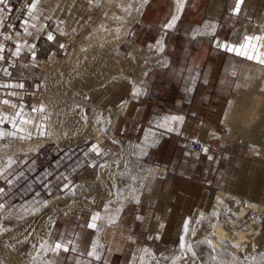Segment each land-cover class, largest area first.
Here are the masks:
<instances>
[{"label":"rangeland","instance_id":"obj_1","mask_svg":"<svg viewBox=\"0 0 264 264\" xmlns=\"http://www.w3.org/2000/svg\"><path fill=\"white\" fill-rule=\"evenodd\" d=\"M85 1H88L89 4L88 6L76 8V20L74 23L71 18L63 19L61 23L63 26L62 32L57 33V30L53 32L55 35L59 36L58 39H55V41L44 39V42L39 40L38 45L40 50L38 51L36 61L31 62L33 63L32 68L24 69L21 75H12V80H22L25 82L23 87L4 86L3 83L0 82V101H9L8 104L0 103V113L7 116L9 119V121H7V124H9L7 128L10 129V131H16V129L13 128V122L20 127L18 121L23 120L31 121V124L36 128V132L34 131L31 137L27 136L21 139L18 135L5 136L4 139H0V144L4 146L5 143L9 141L12 142V140H39L46 136L48 108L45 104V100H43V95L45 94H48L52 100H55L56 106L61 107V111H63L65 107L69 114L76 112L79 106L82 105L81 95L85 82H88L90 77L97 75L101 71V67L109 61L112 53V56L115 54L120 56L122 60H125L127 66H131L129 69L137 66V70L135 71H139L137 77H141V79L132 83L130 78L118 76V79L116 78L115 81H108L100 87L89 89L88 93L90 99L88 101L90 105H86V113L83 115V120L86 119L84 116H91L90 120H93L92 122L90 121L91 123L89 122L90 127H97L96 129H99L98 131L101 132L100 136L104 138V141H100L98 138H95L96 140L89 139L79 143V145L75 147H62V145L57 142L48 144L52 148L53 153L50 164L46 168L39 167L37 151L23 163L15 162V164L11 165L9 164L8 160L10 158L8 156H0V177H8L6 179L7 183L0 189V224H6L5 226L14 227L17 225L18 219L23 220L24 218H28L26 217L27 214L25 213V209L29 208V206L38 204L41 200L52 197L53 195L65 193L80 179L94 181L99 164L109 158L114 153V150L119 149L117 142L114 140L112 142L106 134L104 128H106L109 119L107 115L102 116V111L114 107L116 108L125 100H128L127 106H129L134 102L150 99L151 96L153 97L156 95L161 86L168 85L170 81L167 79V75L174 74V71H172L173 59L172 56L166 52L164 41H162L161 47L158 45L159 49L156 48L155 50V48H149L152 47L157 40L159 31L144 26L140 16L139 19L132 23L128 34V39L131 41L130 45H128V43H120L121 47L117 45L114 49H106L107 47L105 46L99 53L94 52L95 54L92 53L95 50L92 51L84 48V50H88V54H93V58L89 56L90 54H85V57L80 60L78 65L59 76L55 82L51 83L52 85H47L48 81L46 77L49 76L48 74L51 66L58 62L62 63L68 54L77 46L79 41L92 29L96 26L103 27L105 25V17L107 14L106 1L105 4L100 0ZM120 1H124V5H126L127 8H124L125 10H117L116 18L123 16V18L128 19L132 15L133 5L135 6L138 0ZM187 1L189 2V0ZM118 2L119 0H115L116 5H119ZM259 2L260 0H258V3ZM32 3L33 0H28L25 9L22 10L18 19L15 21L13 20L12 23H9V21L14 9L9 6L11 9H9L8 14L3 20L2 32L5 34H14L21 21L29 15V6ZM150 3L158 5L154 8L153 18H156L157 22H159V18L169 16L173 10V5L176 4L177 1L149 0L146 5ZM41 6L42 1L38 0L35 8ZM225 14L230 16L229 18L232 20V24L227 29L228 38L231 42L234 41L238 43L243 37H252L264 32V11L262 13L255 11L249 17H239L233 12L232 8L227 5ZM197 31H199V27L192 28V32L196 33ZM64 43H66V45H63ZM61 45H63V47H61ZM136 47H144L150 51L151 49L154 51L149 52L150 54H147L148 56H142L146 58L140 66L137 65L140 62V57L138 58L137 55L134 56ZM103 52L107 57H110L104 58L103 55V58H101ZM96 56H98V58L95 59ZM129 60H131V62ZM136 60H138V62ZM145 63L147 65L152 64L154 67L146 68L147 65ZM250 66H252V64ZM139 67H141V69H138ZM258 69H261V72H263L264 64L261 67L258 65L255 69L252 68L248 71H243L244 77H241L238 85V93L233 94V99H235V101L231 103L229 107L231 112L227 115L224 124L213 125L211 129L212 132L208 135L210 143L203 145V150L205 151L206 149L208 153L213 152L216 160L211 189L207 193L205 200L200 202L198 206V209L201 211L199 216H195L196 210L188 214L180 223L176 235L172 237L168 243H159L147 238L123 241L126 244L123 252H121L123 253L124 261L120 262V258L118 257L116 258L117 260L109 264H182L187 256V250H185V247H181V238L185 233L184 225L186 223L188 228L194 230L199 227L200 223L205 221L202 214L203 212L211 214L212 211H210L211 208H208L207 201L214 191L221 190L225 194L236 197L244 194V186L248 183L257 188L261 185V187L263 186L262 190H264V85L260 84V78L258 74H256ZM0 81H3V79H0ZM112 82H114L115 85ZM11 90L20 91L21 94L10 92ZM134 90H138V94H134ZM41 106L44 109L43 112L33 111V109H40ZM22 113L28 114L30 118L22 117ZM103 117L104 120H102ZM121 118L122 117L119 116L117 119L114 135L129 139L132 142L130 147L131 151L136 154L138 151L143 152L145 147L148 148L147 153L142 155L143 158L139 159L141 164L140 162L138 164L140 169L146 168L153 163L149 155V148L153 140H147L148 137L145 136V132L149 131L151 134L149 138H152V134H156L157 131L164 132L165 130L162 131L158 129L161 125L160 122L155 121V119H152L147 126L141 124L137 128L135 124H131L130 126L128 125L129 127L127 126L124 128L122 126L123 119ZM231 119L233 122L230 127L231 123L229 121ZM96 121L98 122L96 123ZM102 121L107 124L102 125ZM245 121H247L251 127L259 121H262L263 124L259 127H255L257 134L253 136L245 137L239 136L236 133H231V130L235 132V128L239 125H241V127L248 126ZM212 136H217V140H211ZM140 152H138V154ZM46 181H48V183L45 186L44 184ZM147 188L148 183H142V194L135 200H126L122 204H119V207H111L110 201H105L102 206L105 208L104 210L94 207L91 211L103 216L101 224L106 221L104 218L110 221L108 219L110 215L112 216V214L114 215L116 212L119 214L121 210L128 206H132L138 210L141 209L142 211H147L148 209L149 211L151 207H143V201L147 199V195H149ZM242 196H246L248 201L257 200L255 197L247 195ZM258 200L257 202L263 204L264 207V196L262 198L260 197ZM91 211L83 209L82 211H74L69 215L58 216L51 229V247L54 246L56 242H60L59 231L67 218L77 215L79 212L85 214ZM7 212L10 214L8 215ZM16 218L18 219L16 220ZM98 230H100L99 236L101 240L102 229L98 228ZM98 230L97 228H85V225H82L78 230L76 229L73 234L75 235L79 232L78 235H89L91 236V241H93L97 234L96 231ZM1 244L2 247H0V251L5 252V255L14 258L20 264H35L39 259V257L36 259L39 254L35 252L24 255L17 247H13V244ZM4 248L6 249L4 250ZM103 248L104 245L102 244H99L96 248V252L100 255L99 260L88 256V252L83 253L82 251L84 250L78 247L74 248L75 251L69 247L67 252L61 249L58 254L50 251L53 256L52 264H108L101 259ZM188 248L192 254L191 256L199 260V264H218V260L214 259L218 249H213L205 244L193 241L190 242ZM135 260L136 262H134Z\"/></svg>","mask_w":264,"mask_h":264},{"label":"crops","instance_id":"obj_2","mask_svg":"<svg viewBox=\"0 0 264 264\" xmlns=\"http://www.w3.org/2000/svg\"><path fill=\"white\" fill-rule=\"evenodd\" d=\"M41 1L42 6L26 16L14 34L2 32V23L10 8L8 4L6 7L0 5V57H3L0 59V79L3 81L0 82L4 86L24 85L22 80H12V75H21L24 69L32 68L31 62L36 61L40 50L39 40H49V34L54 37L52 41L58 39L59 36L53 32H62L63 19L71 18L74 23L76 8L89 4L85 0ZM151 3L144 6L141 22L146 27L164 32V47L172 56L174 74L167 75L170 82L161 86L156 95L127 106L120 117L124 128L131 124L137 128L141 124L147 126L152 119L160 122L158 129L166 132L160 131L162 137L150 146L149 155L153 165L165 170V176L160 179L158 194L143 201V207H151V210L140 211L128 206L113 221L104 218L106 221L101 224L103 216L96 221L97 230L102 229L104 250L101 259L108 264L118 257L120 262L124 261L121 252L126 244L123 241L147 238L168 243L176 235L184 218L205 200L212 186L215 154L204 150L191 152L184 147V142L210 143L208 135L213 125L224 124L230 104L235 101L233 94L238 93L243 71L263 65L222 47L229 45L238 49L240 45L247 44V49L242 50L251 51L254 46L264 53V39L246 41V37H243L238 43L229 40L227 29L232 20L225 14V8L228 5L233 10L236 0H184L178 14L175 12L177 4H174L168 18H159V22L153 18V8L158 5ZM255 11H264V0L259 3L258 0H243L239 12H233L239 17H249ZM175 14L179 17L175 25L164 27ZM195 27H199L196 33L192 32ZM252 37L264 38V32ZM18 47L20 52L14 55ZM10 92L21 94L17 90ZM21 116L27 118L29 115L22 113ZM172 117H183V122L172 120ZM0 119L3 120L0 122V131L13 132L7 128L8 117L0 113ZM18 125L24 129V132L17 133L18 136L31 137L36 132L31 123L27 125L18 121ZM211 140H217V136H212ZM7 178L0 177V189L7 183ZM93 215L95 213L92 211L85 214L79 212L67 218L60 228L59 241L67 248L78 247L84 250L83 253L91 251V236L78 235L79 232L74 235L73 232L82 225L87 228Z\"/></svg>","mask_w":264,"mask_h":264},{"label":"bare ground","instance_id":"obj_3","mask_svg":"<svg viewBox=\"0 0 264 264\" xmlns=\"http://www.w3.org/2000/svg\"><path fill=\"white\" fill-rule=\"evenodd\" d=\"M100 1L104 2V4L106 1L105 5L107 6V14L105 17V25L103 27L96 26L92 29L79 41L77 46L68 54L62 63L58 62L51 66L48 74L49 76L46 77V80L48 81L47 85H52L51 83L55 82L59 76L78 65L80 60L85 57V54H90L87 53L88 50H95L92 53H99V51L105 46L107 47L106 49H114L117 45L121 47L120 43H128V45H130L131 41L128 39V34L132 23L140 18L144 6L149 0H138L135 6L133 5L132 15L128 19L123 18V16L116 18L117 10H125L127 8V6L124 5V1L122 2L119 0V5L115 4V0ZM176 1L177 9L175 8V12L178 14V0ZM181 2L183 4L184 0H181ZM163 38L164 32H159L157 40L152 47L149 48H155L156 50V48L159 47L158 45L161 47ZM63 45H66V43ZM84 48L88 50L86 51ZM152 49L150 51L144 47H136L134 56L137 55L138 58L140 57L139 64H136L139 66L142 65V62L145 61L144 59L146 58L142 56L150 54L149 52H154ZM92 55L90 54L89 56L93 58ZM103 55L104 58L111 57L109 58V61L101 67V71L97 75L90 77L89 81L85 82L81 95L82 105L79 106V109L76 112L69 114L65 107L63 108V111H61V107L56 106L57 104L54 99L52 100L48 94L43 95V100H45V104L48 108L46 136L39 140H12V142L9 141L5 143L4 146L0 144V146H2L0 147V156H8L10 158L8 161H11V163H9L11 165L15 164V162L23 163L28 158L32 157L36 151L38 153L43 146L48 144H54L57 142L60 143L62 147H75L76 145H79V143L89 139L96 140L95 138H98V140L104 141V138L100 136L101 132L98 131L99 129H96L97 127L95 126L90 127V123L93 120H90L91 116H84L86 119L83 120V115L86 113L85 108L86 105L89 104L88 100L90 99L88 93L89 89L100 87L108 81H115L118 76H123V78L128 77L132 80V83L140 80L141 77H137L139 75V71H135L137 70V66L129 69L131 66L128 67L125 60H122L120 56L115 54L112 56V53V55L107 57L103 52L101 58H103ZM98 56H96L95 59L98 58ZM129 61L131 62V60ZM136 61L138 62V60ZM147 67L151 68L154 67V65L148 64L146 68ZM138 69H141V67ZM256 74H258L260 78V84L264 85V71L261 72V69H258ZM112 83L114 84V82ZM127 104L128 100H125L116 108L114 107L102 111V116L107 115L109 119L108 124L102 121V125L107 124L106 128H104L106 134L112 142L113 140L117 142L119 149L114 150V153L109 158L99 164L95 180L85 181L80 179L65 193L53 195L52 197L41 200L38 204L29 206V208L25 209V213L27 214L26 217L28 218H24L23 220L16 218V220L18 219V222L14 227L5 226L6 224L3 225L1 223L0 244H13V247H17L24 255H28L32 252L39 254V256L37 255V258L35 257L36 259L39 257L35 264H52L53 256L50 250L47 249L52 245V238L50 235L51 229L58 216L69 215L74 211H82L83 209L91 211L94 207L104 210L105 208L102 206L105 201H110L111 207H119V204H122L128 199H137L142 194V183L144 182L148 183L147 191H149V195H147V199L155 196L158 191L160 179L165 176V170L162 167L153 164L140 169L138 165L140 162L139 159L143 158L142 155L147 153L148 148L145 147L143 152L138 151L140 153L138 154L137 152L136 154L131 151L130 147L132 142L129 139L120 138L114 135V128L117 119L124 114ZM230 112L231 109H229L228 114ZM102 120H104V117ZM97 122L98 121H96V123ZM229 122L231 123V127L233 120L231 119ZM245 122L248 126L241 127V125H239L235 128L236 131L232 132L231 130V133H236L239 136L245 137L253 136L257 134L255 127H259L263 124L262 121H259L251 127L247 121ZM150 135L149 131L145 132V136L148 137L147 140H153H151L152 146L162 137V134L161 132L159 133V131L156 132V134H152V138H149ZM48 146L50 147V145ZM262 187L259 185L257 188L248 183L244 186V194L242 195L255 197L258 200L260 197L262 198L264 196V190H262ZM242 195L234 197L225 194L221 190L214 191L212 195H210L207 202L208 208H211V214L203 212L202 217L205 218V221L200 223L197 229L193 230L187 226V230H185L184 227L185 233L182 235L181 245L183 244L185 250H187V256L182 264L200 263L197 258L191 256L192 254L188 248L191 241L200 242L213 249H218L214 256V259L218 260H216L218 264L264 263V207L263 204H259L257 200L248 201L246 196ZM200 212V209L197 208L195 216L198 217ZM7 213L8 215L10 214L9 212ZM117 215L118 212L114 215L112 214V216L108 215V219L113 221L116 219ZM104 223L105 222H103V224ZM99 233L100 230L97 231L93 243L98 242V244L103 245ZM0 247H2V244ZM5 249L6 248H4V250ZM134 262H136V260ZM0 264L20 263L14 258L5 255V252L0 251Z\"/></svg>","mask_w":264,"mask_h":264},{"label":"snow or ice","instance_id":"obj_4","mask_svg":"<svg viewBox=\"0 0 264 264\" xmlns=\"http://www.w3.org/2000/svg\"><path fill=\"white\" fill-rule=\"evenodd\" d=\"M37 2H38V0H33V3L29 6V14H31V12L35 9ZM242 3H243V0H236L235 7L233 8V11L238 13ZM0 5H5V7H6L7 6V0H0ZM182 7H183V4H182L181 0H178V10L182 9ZM178 18H179L178 16L174 15L172 17V20L168 24H166L164 27H166V28L173 27ZM7 38L8 37H6V39ZM48 39L52 40V39H54V37L51 34H49ZM245 39H246V41H250V40H260V39H264V38H262V37H246ZM61 47H63V45H61ZM222 47L226 48V50L230 51V52L235 51V53L239 56H244L247 59L255 60L256 62H258L260 64H264V53H260L257 49H255L254 46H253V49L251 51L242 50V49H247V47H248L247 44L240 45V48H238V49L234 48L232 46H229V45H222ZM0 51H2V46H0ZM19 52H20V48L18 47L16 50V53H14V55H18ZM2 58L3 57H0V59H2ZM17 86L23 87V85H17ZM134 94H138V90H134ZM0 103L8 104L9 101L3 100V101H0ZM43 110L44 109L42 106L40 109H33V111H40V112H43ZM4 119H6V118H4ZM171 119L175 120V121H179L181 123L183 122V117H172ZM0 122H3V120L0 119ZM21 123L28 124V123H31V121L23 120V121H21ZM13 128H15L16 131H13V132L0 131V138H3L5 136H16L18 132L19 133L24 132V129L18 127L15 122H13ZM20 138L24 139L25 136H20ZM205 151H207V150L205 149ZM9 163H11V161ZM100 219H102V217H100V215L98 213L93 215L92 221L87 225V227L92 228V229H96L97 228L96 221L100 220ZM137 219H140V217H137ZM185 230H187V224H185ZM98 246H99L98 242H94L92 245V251H89L87 253L88 256L94 257L95 259L99 260L100 255L96 252V248ZM181 247H184V245L182 244ZM61 249L65 252H67L69 250L65 245H63L60 242H56L54 244V246L48 248L47 250L53 251V252L58 254ZM73 251H75V249H73ZM145 251H147V250H145Z\"/></svg>","mask_w":264,"mask_h":264},{"label":"built area","instance_id":"obj_5","mask_svg":"<svg viewBox=\"0 0 264 264\" xmlns=\"http://www.w3.org/2000/svg\"><path fill=\"white\" fill-rule=\"evenodd\" d=\"M28 0H7V4L14 9L13 14L10 17L9 23H12L13 20H17L19 15L21 14L22 10L25 9L27 6ZM10 8V9H11ZM184 147L191 151V152H201L203 150V144L199 142H193L190 140H186L184 142ZM53 150L48 146L45 145L43 146L39 151H38V165L41 168H46L50 164L51 156H52Z\"/></svg>","mask_w":264,"mask_h":264}]
</instances>
